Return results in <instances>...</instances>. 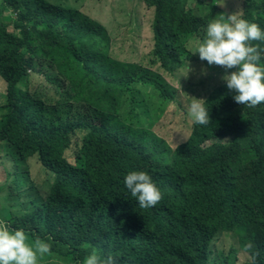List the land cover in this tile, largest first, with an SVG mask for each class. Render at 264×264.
<instances>
[{"label": "trees", "instance_id": "trees-1", "mask_svg": "<svg viewBox=\"0 0 264 264\" xmlns=\"http://www.w3.org/2000/svg\"><path fill=\"white\" fill-rule=\"evenodd\" d=\"M68 1L0 0V163L9 165L0 220L49 242L46 259L72 264L93 250L116 264H228L238 250L244 264H264V103L237 104L215 72L204 98L212 121L193 122L175 148L156 126L134 124L136 109L120 115L136 85L178 100L164 74L187 70L217 7L202 15L200 0H144L152 13L145 68L115 60L105 26ZM230 1L231 14L264 30V0L217 6ZM70 104H81L80 116L62 114ZM131 171L151 176L161 202L140 208L124 184ZM25 185L36 198L15 205ZM225 234L237 241L228 254Z\"/></svg>", "mask_w": 264, "mask_h": 264}, {"label": "rangeland", "instance_id": "rangeland-1", "mask_svg": "<svg viewBox=\"0 0 264 264\" xmlns=\"http://www.w3.org/2000/svg\"><path fill=\"white\" fill-rule=\"evenodd\" d=\"M205 1L208 3H200L198 6V9H200L198 11L202 15H206L212 10L211 6L213 5H211V3L214 2L218 4L217 0ZM68 3L74 4V6L80 8L86 15L99 20V22L105 26L109 36L112 38L111 54L115 60L121 63L143 64L145 68L149 66V58L147 57L152 51V37L150 33L152 13L145 5L144 0H69ZM231 8V1L226 7L220 5L216 9L215 19L220 18L219 15H221L222 11H224L225 14H231ZM9 31L19 36L18 30L13 31L12 28H9ZM198 47L196 46L195 49ZM195 55L193 61L187 67V70H181L177 73L176 78L164 74L168 79L170 87L176 93L178 92L177 95H179V98L177 101L163 102L153 89L142 85H136L132 93V98L135 101L132 107L127 96L126 99L124 98L123 100L120 113L122 118H128L132 109H136L133 113L138 114V117L134 119V124L146 127L156 126L155 132L163 137L172 148H175L178 143L185 141L190 136V126L193 124L188 114L189 104L193 98L204 100L208 91H211L213 87L214 81L211 80V77L217 76L215 72L219 70L222 71L219 75L220 79L225 74V69L223 67L209 66L207 61L200 60L198 53ZM204 70H206V75L202 74ZM236 70V68L229 69L228 74ZM43 91L49 94L48 96L53 99V103L57 100V96L51 84L45 83ZM5 92L6 85L0 78V94H4ZM160 100L163 102L162 106H159ZM1 102L0 100V104ZM81 107V104L73 106L70 104L69 109L62 111V114L65 116L69 114L70 118H76L82 113ZM50 115L57 117L55 112L50 113ZM70 155L71 151L69 152V160L71 163H74V159ZM0 160L4 162L3 158H0ZM3 164H6L7 167ZM3 164L0 163L1 207H4L6 204L3 185L9 180L7 172L9 165L7 163ZM23 188L28 191L26 185ZM27 193L28 195L24 193L21 198L17 197L16 200L14 199L12 202L15 205L22 203L26 206L29 202V196L35 199L37 192L34 191L31 193L28 191ZM220 244L225 254H228L231 249H237V241L232 234H225ZM215 254L217 255V252ZM248 259L249 257L246 253L238 250L237 254L230 255L228 264H244ZM41 263L72 264V262L60 261L52 257L48 260L44 257Z\"/></svg>", "mask_w": 264, "mask_h": 264}, {"label": "clouds", "instance_id": "clouds-1", "mask_svg": "<svg viewBox=\"0 0 264 264\" xmlns=\"http://www.w3.org/2000/svg\"><path fill=\"white\" fill-rule=\"evenodd\" d=\"M199 2L208 3L205 0ZM211 5L214 7L211 6L210 12L220 6L214 2ZM241 16L240 11L231 15L221 14L219 19L209 22L205 37L193 55L198 53L200 60L207 61L209 66L223 67L225 74L221 79L229 92L234 93V101L252 108L264 103V65L261 64L264 49L254 43L264 41V30ZM233 68L237 70L228 74V70ZM202 74L206 75V70ZM204 102L203 99L193 98L188 114L195 124L207 126L212 120ZM124 184L142 209L154 207L163 199L162 191L145 171L129 172ZM51 255L49 242L39 237L30 240L23 229H11L0 220V264H42V259ZM83 264H116V260L112 256L102 259L93 250Z\"/></svg>", "mask_w": 264, "mask_h": 264}]
</instances>
